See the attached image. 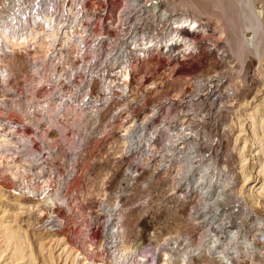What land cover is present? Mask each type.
I'll list each match as a JSON object with an SVG mask.
<instances>
[{
  "label": "rangeland",
  "instance_id": "obj_1",
  "mask_svg": "<svg viewBox=\"0 0 264 264\" xmlns=\"http://www.w3.org/2000/svg\"><path fill=\"white\" fill-rule=\"evenodd\" d=\"M238 1L103 0L130 86L31 134L22 191L59 200L3 174L0 264H110L119 235L120 264H264V0Z\"/></svg>",
  "mask_w": 264,
  "mask_h": 264
},
{
  "label": "built area",
  "instance_id": "obj_2",
  "mask_svg": "<svg viewBox=\"0 0 264 264\" xmlns=\"http://www.w3.org/2000/svg\"><path fill=\"white\" fill-rule=\"evenodd\" d=\"M103 9V0H0V162L28 168L44 154L31 134L49 130L54 115L76 119L126 95L131 79L115 71Z\"/></svg>",
  "mask_w": 264,
  "mask_h": 264
},
{
  "label": "bare ground",
  "instance_id": "obj_3",
  "mask_svg": "<svg viewBox=\"0 0 264 264\" xmlns=\"http://www.w3.org/2000/svg\"><path fill=\"white\" fill-rule=\"evenodd\" d=\"M241 1V0H240ZM240 1H238V2H240ZM138 2V1H137ZM152 3V2H151ZM157 3V2H156ZM138 5V4H137ZM154 5H156L155 3H154ZM139 6V5H138ZM236 6H237V4H236ZM239 6V5H238ZM130 7H131V5H130ZM141 7V6H140ZM147 7V6H146ZM151 7V6H150ZM153 7V6H152ZM128 8V7H127ZM133 8V7H132ZM139 8V7H138ZM159 8V7H158ZM141 9V8H140ZM148 9V8H147ZM154 9V8H153ZM151 10V9H150ZM123 11V10H122ZM159 11V10H158ZM151 12V11H150ZM147 13H148V11H147ZM152 15V14H151ZM157 15V14H156ZM158 16V15H157ZM124 18V17H123ZM144 19V18H143ZM154 19V18H153ZM158 21V20H157ZM196 21V20H195ZM252 21V20H251ZM123 22V21H122ZM139 22V21H138ZM152 22V21H151ZM184 22H185V20H184ZM187 22V21H186ZM126 23V22H125ZM133 23V22H132ZM137 23V22H136ZM135 23V24H136ZM155 23V22H154ZM157 23V22H156ZM160 23H162V22H160ZM180 22L179 21H177L176 22V24H179ZM197 24V22H192V24L194 25V24ZM205 23V22H204ZM173 24V23H172ZM195 24V25H196ZM242 24V23H241ZM256 24H258V23H256ZM180 25V24H179ZM187 25V24H186ZM248 25V24H247ZM252 25V24H251ZM122 26V25H121ZM183 26V25H182ZM188 26V25H187ZM197 26V25H196ZM253 26V25H252ZM251 26V27H252ZM260 26V25H259ZM130 27V26H129ZM193 27V26H192ZM197 27H199V26H197ZM250 27V26H249ZM127 28V27H126ZM157 28V27H156ZM256 28H257V26H256ZM259 28V27H258ZM262 29V28H261ZM163 30V29H162ZM161 30V31H162ZM254 32V31H253ZM255 34V33H254ZM120 36V35H119ZM125 36V35H124ZM124 36H123V38H124ZM170 36V35H169ZM173 36H174V34H173ZM138 37V36H137ZM183 37V36H182ZM158 38V37H157ZM236 38V37H235ZM238 38V37H237ZM113 39V38H112ZM171 39V38H170ZM119 40V39H118ZM121 40V39H120ZM136 40V39H135ZM168 40V39H167ZM239 40V39H238ZM241 40H243V39H241ZM169 42V41H168ZM172 42V41H171ZM176 42V41H175ZM181 42V41H180ZM136 43V42H135ZM173 43H174V41H173ZM193 43V42H192ZM235 43H236V41H235ZM138 44V43H137ZM168 44V43H167ZM166 44V45H167ZM245 43H243V45H244ZM254 44V43H253ZM172 45V44H171ZM189 45V44H188ZM228 45V44H227ZM116 46V45H115ZM185 46H187V45H185ZM149 47V46H148ZM191 47V46H190ZM143 48V47H142ZM185 48H187V47H185ZM254 48V47H253ZM122 49V48H121ZM189 49V48H188ZM221 49V48H220ZM229 49V48H228ZM249 49V48H248ZM258 49V48H257ZM254 50V49H253ZM121 51V50H120ZM130 52V51H129ZM238 52H240L239 50H238ZM141 56H142V54H141ZM260 57V56H259ZM259 59H261V57L259 58ZM125 61V60H124ZM133 61V60H132ZM126 63V62H125ZM128 64V63H127ZM131 69V68H130ZM127 72V71H126ZM129 73V72H128ZM126 74V73H125ZM128 75V74H127ZM123 78H125L124 76H123ZM126 80L128 79V78H125ZM124 80V79H123ZM223 80V79H222ZM234 88V87H233ZM209 90V89H208ZM216 90V89H215ZM229 90H231L230 89V87H229ZM233 91V90H232ZM167 110V109H166ZM152 115V114H151ZM262 123H263V121L262 120H260V121H255L254 123H253V131L255 132V129L256 128H258V127H260V125H262ZM253 132V133H254ZM167 143V142H166ZM179 143V142H178ZM39 154V153H38ZM42 155H44V154H42ZM47 159H48V157H46ZM1 168H3L2 169V173H0V189H2V191H5V192H15L14 190H12V189H14V188H12V189H9V188H7L6 186H4L3 185V183H2V178H3V174H8L9 175V178L13 181V183L15 182V189L16 190H18L19 192L16 194V193H13V194H16V195H18L19 197H25V198H27V199H33V200H41L42 201V203H46L45 205H47V206H49V207H51V206H53V205H55L54 204V200L55 199H58L57 198V193L55 194V197H51V198H47V199H39V197H37V194L36 193H33V194H27L28 192H26V193H24L23 191H22V188L26 191V188H25V184L24 183H21L22 181H21V177L23 176V173H22V171H21V168L17 165V164H15V163H12L10 160L8 161V162H6L5 164H3V167H1ZM7 176V175H6ZM5 176V177H6ZM45 177V176H44ZM48 182L49 181H47L46 179H44V184L45 185H48ZM10 186H13V184H10ZM21 186V187H20ZM6 188V189H5ZM31 192V191H30ZM46 192H47V189H46V186H45V188H44V192L42 193V195H44V194H46ZM59 200V199H58ZM215 202V201H214ZM50 217H53V216H51L50 215ZM7 230V237H8V239L10 240V241H13V240H15L16 239V241H17V243L19 242V244L20 243H22V242H20V238H17L18 236H16V234H14L13 232L14 231H11L10 229H6ZM121 230V229H120ZM122 231V230H121ZM112 232V231H111ZM113 233V232H112ZM81 234V233H80ZM109 234H110V232H109ZM114 234V233H113ZM113 234H110V235H113ZM115 236V235H114ZM20 237V236H19ZM23 238V237H22ZM21 238V239H22ZM118 238H119V240H118ZM117 238V241L115 242V243H112V249H115L116 250V252H118L117 254H119V255H115V260L113 259V257L111 258V260L113 259L114 261H116V264H117V262H118V264H120L121 262H119L120 260L122 261V259H123V257L124 256H122L121 255V257H120V253L122 252H124V251H127L126 250V248H125V246H123L122 245V243L123 242H121L122 241V236H120L119 235V237ZM218 239V238H217ZM91 240V239H90ZM23 241V240H22ZM114 241V240H113ZM120 241V242H119ZM16 244V243H15ZM91 244V243H90ZM22 245V246H21ZM21 245H19V249L17 250V248H16V250H17V252H19V250H20V246L21 247H23V243L21 244ZM94 246V245H93ZM18 247V246H17ZM107 247H109V246H107ZM91 249V248H90ZM162 251V250H161ZM112 252V251H111ZM115 252V251H114ZM120 252V253H119ZM128 252V251H127ZM152 252V251H151ZM21 253H22V251H21ZM121 253V254H122ZM126 253V252H125ZM20 254V253H19ZM114 254V253H113ZM125 255V254H124ZM16 256H18L17 254H16ZM21 256V255H20ZM22 256H23V253H22ZM26 257V256H25ZM101 257V256H100ZM20 259H18V260H21L22 258L21 257H19ZM87 257H85V259H86ZM164 258V257H163ZM17 259V258H16ZM79 259V258H78ZM165 259H167V258H165ZM17 260V261H18ZM22 260H24V259H22ZM33 260V259H32ZM114 261H112V262H114ZM90 261L88 260V263H89ZM100 262V261H99ZM112 262H110V264L112 263ZM123 262H125L124 260H123ZM155 262V261H154ZM18 263V262H17ZM84 263V262H83ZM85 263H87V260H86V262ZM115 263V262H114ZM14 264H16V261H15V263ZM90 264V263H89ZM109 264V263H108ZM113 264V263H112ZM154 264V263H153Z\"/></svg>",
  "mask_w": 264,
  "mask_h": 264
}]
</instances>
